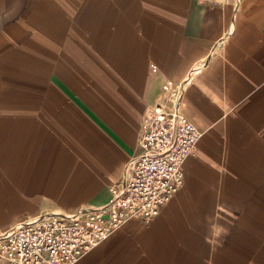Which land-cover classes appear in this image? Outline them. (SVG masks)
I'll return each mask as SVG.
<instances>
[{
    "label": "crops",
    "instance_id": "1",
    "mask_svg": "<svg viewBox=\"0 0 264 264\" xmlns=\"http://www.w3.org/2000/svg\"><path fill=\"white\" fill-rule=\"evenodd\" d=\"M168 81L181 187L75 264H264V0H0V232L105 205Z\"/></svg>",
    "mask_w": 264,
    "mask_h": 264
},
{
    "label": "built area",
    "instance_id": "2",
    "mask_svg": "<svg viewBox=\"0 0 264 264\" xmlns=\"http://www.w3.org/2000/svg\"><path fill=\"white\" fill-rule=\"evenodd\" d=\"M167 82L170 106L150 105L142 119L139 151L111 185L100 207L24 216L0 232V263L75 264L125 220L149 221L183 183L182 162L193 152L201 130L182 112L179 91Z\"/></svg>",
    "mask_w": 264,
    "mask_h": 264
}]
</instances>
